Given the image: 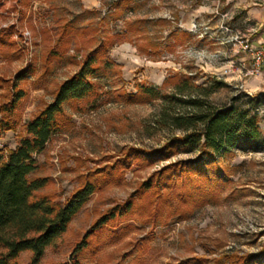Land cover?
<instances>
[{
    "label": "rangeland",
    "instance_id": "1",
    "mask_svg": "<svg viewBox=\"0 0 264 264\" xmlns=\"http://www.w3.org/2000/svg\"><path fill=\"white\" fill-rule=\"evenodd\" d=\"M197 9L205 10L193 17L194 33L182 20ZM233 10L215 0H0V105L16 76L30 71L18 81L25 96L9 116L15 128L0 130V150L16 146L26 122L54 100L90 51L105 43L103 60L111 62L101 72L97 104L68 106L70 125L36 156L39 175L51 179L45 191L62 202L86 180L96 186L39 264L69 261L84 237V264H227V253L264 264V79L257 88L245 86L200 67L208 56L221 64L237 56L232 37L243 36L245 22ZM190 72L197 75L194 93L211 86V75L227 82L203 96V110L234 104L256 117L261 137L219 153L206 152L196 140L174 146L167 157L159 154L185 132L175 115L192 109L170 97L177 75ZM139 88L162 96L137 94ZM195 127L201 129L189 131ZM136 191L128 206L94 227ZM31 256L24 251L17 263L28 264Z\"/></svg>",
    "mask_w": 264,
    "mask_h": 264
},
{
    "label": "trees",
    "instance_id": "2",
    "mask_svg": "<svg viewBox=\"0 0 264 264\" xmlns=\"http://www.w3.org/2000/svg\"><path fill=\"white\" fill-rule=\"evenodd\" d=\"M108 47V46H107ZM106 44L101 43L90 51L81 67L70 78L64 80L55 92L52 102L41 108L25 124V134L15 147L0 150V264H18L17 259L24 251L32 253L28 264H39L45 250L57 243L66 232L71 221L85 204L87 198L94 193L96 186L86 180L74 193L62 202L56 193L45 191L51 182L47 175H39L40 163L37 154L40 153L50 139L67 128L72 120L68 106L82 109L94 107L101 95V72L108 69L109 60H103ZM29 69L21 71L10 85V97L0 105V130H12L15 124L10 121V115L17 109L19 102L25 96V90L19 87L18 81L26 77ZM179 74L178 86L170 98L181 105L191 108L192 112L177 111L175 122L177 127L185 132L173 137L165 146L158 150L167 157L171 148L180 144L189 145L194 141L202 142L206 152L219 153L226 145L245 143L261 137L257 119L248 117L247 113L238 110L231 104L229 107L205 111L201 103L214 88L227 86V82L216 75H211L207 82L210 87H204L203 93H194L199 87H193L197 75L193 73ZM176 76V75H175ZM137 94L162 96L154 89L139 88ZM135 96V95H134ZM164 95L163 98H166ZM204 96V97H203ZM234 99H239L237 95ZM200 124V130L191 126ZM133 150H139L132 148ZM173 163L159 170L161 175ZM152 179L144 182L138 192L148 186ZM137 191L130 198L108 209L98 218L94 227L102 224L106 216L112 215L119 207H126ZM87 243L84 237L75 248L67 262L53 264H84L80 251ZM227 264H247L250 255L227 253L224 257ZM186 263L185 261H182ZM182 263V264H183Z\"/></svg>",
    "mask_w": 264,
    "mask_h": 264
},
{
    "label": "crops",
    "instance_id": "3",
    "mask_svg": "<svg viewBox=\"0 0 264 264\" xmlns=\"http://www.w3.org/2000/svg\"><path fill=\"white\" fill-rule=\"evenodd\" d=\"M221 1L231 4L235 10H233L232 13L237 14V17L242 19L243 22H245L244 27L242 28L243 36L248 37L253 41L255 44H260L264 42V0H215L217 4H219ZM205 9L200 10H194L193 13L187 14V16L182 20L185 24V26L188 28V30L191 31V26L193 23H191L193 20V17L201 15L202 11ZM204 19V17H202ZM207 24V28H208ZM194 32L195 31H191ZM214 31H207L205 33H213ZM200 36V35H198ZM242 56V53H238L235 58H239ZM223 64L219 61H215V59H211L208 56V60L204 63L200 64V67L204 70H210L215 74H221V71L223 69ZM222 75V74H221ZM260 76L264 79V65L262 69V74L257 75L255 79H252L251 82H247L248 80H244V85L247 86H254L258 87L260 84ZM231 78H236L233 75L228 76ZM240 80V79H239ZM243 81V80H242Z\"/></svg>",
    "mask_w": 264,
    "mask_h": 264
},
{
    "label": "built area",
    "instance_id": "4",
    "mask_svg": "<svg viewBox=\"0 0 264 264\" xmlns=\"http://www.w3.org/2000/svg\"><path fill=\"white\" fill-rule=\"evenodd\" d=\"M197 26L194 22L191 30L195 31ZM232 39L238 43V53L241 52L242 56L239 58H228L223 65L221 74L223 76L236 75L238 79L243 81L259 75L264 65V42L255 44L250 38L240 35H235ZM212 56L215 57L218 54H213Z\"/></svg>",
    "mask_w": 264,
    "mask_h": 264
}]
</instances>
